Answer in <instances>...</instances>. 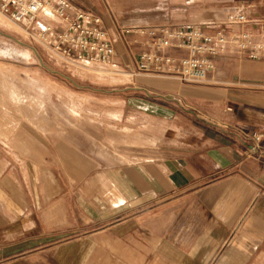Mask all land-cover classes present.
Here are the masks:
<instances>
[{"label": "crops", "instance_id": "obj_1", "mask_svg": "<svg viewBox=\"0 0 264 264\" xmlns=\"http://www.w3.org/2000/svg\"><path fill=\"white\" fill-rule=\"evenodd\" d=\"M69 1L101 18L115 49L103 66L120 72L142 47L120 26L216 24L239 6L264 14V0ZM215 62L199 83L109 76L104 111L71 98L68 113L122 134L104 142L76 126L37 151L16 122L0 123L12 129L0 132V264H264V138L252 153L240 138L264 133V57Z\"/></svg>", "mask_w": 264, "mask_h": 264}, {"label": "built area", "instance_id": "obj_2", "mask_svg": "<svg viewBox=\"0 0 264 264\" xmlns=\"http://www.w3.org/2000/svg\"><path fill=\"white\" fill-rule=\"evenodd\" d=\"M0 12L29 38L66 62L100 65L114 62L115 49L101 18L69 0H0ZM117 31L128 46H142L130 75L154 74L183 83H199L215 69L219 54L264 57V14L249 13L242 6L216 24H157L118 27ZM132 34L134 38L129 39ZM139 37H145V43L140 44ZM240 138L250 144L252 153L264 133L254 131L240 134Z\"/></svg>", "mask_w": 264, "mask_h": 264}, {"label": "rangeland", "instance_id": "obj_3", "mask_svg": "<svg viewBox=\"0 0 264 264\" xmlns=\"http://www.w3.org/2000/svg\"><path fill=\"white\" fill-rule=\"evenodd\" d=\"M168 4L170 6L171 2H166V6ZM203 19L198 16L196 21ZM130 69L127 67L125 72H120L95 63L66 62L29 38L22 28L0 12V123L12 125L16 122L18 128L15 131L20 133L21 144H27L25 146L31 144L37 151H44L46 134L55 137L62 132H76V126L84 130L85 137L94 132L101 140L114 133L117 137L122 136L108 127L109 120L105 117L102 116L103 123L99 128L93 125L92 114L81 112L80 116H75L68 113L66 105L72 98L88 109L107 110L109 100L114 99L109 96L113 92L111 89L116 87L110 83L109 76H136L129 74ZM8 88H13L14 92ZM14 93L31 100L17 106L12 100ZM4 131L12 129H0L1 133Z\"/></svg>", "mask_w": 264, "mask_h": 264}, {"label": "bare ground", "instance_id": "obj_4", "mask_svg": "<svg viewBox=\"0 0 264 264\" xmlns=\"http://www.w3.org/2000/svg\"><path fill=\"white\" fill-rule=\"evenodd\" d=\"M3 76H5V75H3ZM2 81V80H1ZM8 81H9V79H8ZM4 82V81H3ZM6 83V82H5ZM4 83V84H5ZM1 84H3V83H1ZM3 84V85H4ZM12 84V83H11ZM10 85V84H9ZM7 86V85H6ZM12 86V85H11ZM16 88V87H15ZM8 90H12L13 91V88H8ZM14 92V91H13ZM25 92V91H24ZM37 97V96H36ZM12 100H14L16 103H19V102H23V101H25V102H27V101H29V100H31V99H29V98H25V97H23V96H20V94H18V93H14L13 95H12ZM27 104V103H26Z\"/></svg>", "mask_w": 264, "mask_h": 264}]
</instances>
